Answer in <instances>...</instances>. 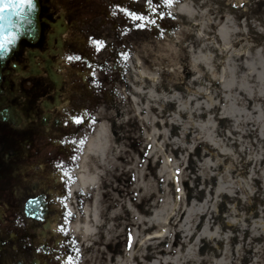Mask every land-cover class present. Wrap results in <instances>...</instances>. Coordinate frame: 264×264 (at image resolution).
Instances as JSON below:
<instances>
[{
  "label": "rangeland",
  "instance_id": "obj_1",
  "mask_svg": "<svg viewBox=\"0 0 264 264\" xmlns=\"http://www.w3.org/2000/svg\"><path fill=\"white\" fill-rule=\"evenodd\" d=\"M261 2L258 0L254 10L257 14ZM175 23V27L180 24ZM175 32L176 28L169 29L160 40L147 35L141 40L138 32L132 33L130 57L138 59L141 70L159 78V91L170 88L167 97L179 94L183 99L185 80L192 75L186 48L192 33H185L184 41L177 44ZM214 86L223 105V91L217 83ZM241 96L249 111L259 99L248 98L243 92ZM124 105L128 112L101 121L107 127L101 149L105 140L109 147L101 151L100 158L92 159L97 185L94 193L81 198V206H88L96 224V239L85 249L83 264H117L127 260L129 251L136 253L132 264H153L158 258L174 256L176 249L185 254L190 246L199 260L189 259L186 264H252L256 249L264 252V135L260 128L249 122V130L241 133L231 117L220 114V106L202 108L198 119L207 121L213 115L216 139L231 149L230 153L221 152L199 138V129L185 131L183 124L174 122L176 114L184 122L189 118L186 111H176L180 109L178 101L171 115L165 106L151 108L148 120L154 117L152 123L137 116L129 98L118 103L120 108ZM192 117L196 119L197 114ZM209 159L221 163L205 170L202 165ZM165 212L171 213L167 223ZM206 225L209 232L219 227L220 236L227 235V239L200 235ZM165 228L170 235L151 238Z\"/></svg>",
  "mask_w": 264,
  "mask_h": 264
},
{
  "label": "flooded vegetation",
  "instance_id": "obj_2",
  "mask_svg": "<svg viewBox=\"0 0 264 264\" xmlns=\"http://www.w3.org/2000/svg\"><path fill=\"white\" fill-rule=\"evenodd\" d=\"M175 0H173L172 5ZM40 34L23 40L0 66V264H62L67 249L51 228L63 223L64 174L70 180L67 225L72 231L79 200L73 193L76 170L90 137L103 119L119 111L128 88L130 36L160 40L175 29L170 7L161 0L155 27L135 30L117 6L140 11L143 0H40ZM113 12H116L113 15ZM103 41L96 52L93 42ZM123 52L127 60L118 59ZM66 56L77 57L68 62ZM93 67H89V66ZM96 71L100 87L90 73ZM117 108V109H116ZM66 113L82 124H64ZM75 147H72V143ZM57 165H63L61 171ZM39 200L43 221L32 215L30 201ZM75 255V254H73Z\"/></svg>",
  "mask_w": 264,
  "mask_h": 264
},
{
  "label": "clouds",
  "instance_id": "obj_3",
  "mask_svg": "<svg viewBox=\"0 0 264 264\" xmlns=\"http://www.w3.org/2000/svg\"><path fill=\"white\" fill-rule=\"evenodd\" d=\"M204 2L205 0H201L202 4ZM211 8V4L203 8L193 6L191 0H184V2L178 3L174 8V12L186 15L192 24L199 25V29L194 31L190 27L181 26L174 35L176 43L179 44L184 41L185 33L194 34L196 40L199 41V47L193 48L190 43L186 45L191 55L192 68L196 73L192 79L193 81H203V78L207 73L212 80L220 82L223 87L222 98L225 100V103L220 105V99L217 98V91H210L211 84L207 81H204L202 87H190L187 99H181L179 94H174L171 97H164V99L178 101L180 110L188 113L189 118L187 122L181 121L179 115L176 114L174 116L175 123L183 124L185 131H187L189 127L199 129L200 139L209 141L211 144L218 147L221 152L230 153L231 149L223 147L222 141L215 137L216 124L213 120V115H209L207 121H201L198 119L199 113L202 108L210 110L216 106H220L223 109L220 114L222 116L231 117L235 121L237 131L241 133L248 131L249 129L246 125L249 122H252L253 126L260 128V134L264 135V55L261 54L260 50L253 54L249 50L252 46L247 42L242 44L238 49L234 48L233 42L241 39V37L236 34L241 31H246V29L237 27L232 22L231 17H228L224 24H219V22L214 21L213 16L209 14ZM214 22L218 24L216 35L219 36L222 43L217 42L215 35L210 36L211 29L209 28V25ZM213 49L218 50L222 56H226V59L217 60ZM173 51L178 52L179 50L174 48ZM241 56L245 57L242 61L239 59ZM200 65H203L205 71L200 70ZM218 65L221 66L219 72H217ZM241 68L245 70L241 71ZM136 80L139 82V87H137L135 82H130L131 88L136 93H140L143 91L145 85L140 80V77H136ZM241 92L245 93L248 98H259L251 111L248 110L247 100L241 96ZM147 95L152 99H160V97H157L155 92L151 89H149ZM129 97L133 100L138 99L132 94V92L122 93V99L125 101ZM193 102H195L194 105ZM142 108L147 109L148 105L145 104ZM140 110L141 108H137V113ZM192 113L197 114L196 119H193ZM149 116L150 113L146 112L144 119H149ZM154 119V117L150 119L149 123H152ZM105 128L106 125L101 124V137L104 135ZM153 132L155 133V129H153ZM230 135L231 132H229V136ZM165 137H167V130H165ZM99 139V137L94 138L90 143L95 146ZM108 147L109 144L107 140H105L101 151L106 150ZM111 147L116 148L117 153L120 151L115 145H112ZM91 150L92 149H90V151ZM255 158L260 159L259 156ZM112 159L114 161V157ZM219 163H221L220 160L213 162V160L209 159L204 162L202 168L208 170L214 168L216 164ZM87 164L88 154L85 153L80 167V172L83 173L85 177H87L89 171ZM79 178L80 177L78 176V179ZM199 210L201 209H197V211ZM170 214V212L164 213V223H167V215ZM96 223H99V220H97ZM109 227H111V225H109ZM72 230L81 236L82 243L85 247L92 245L93 241L96 239L94 235L96 232V224L89 221L87 209L84 213L83 223H81L79 217H77V223L73 226ZM219 233V227H217L215 231L209 232L208 226L206 225L205 231L200 235H206L209 238L216 237L217 239H227V235L220 236ZM165 234H169L168 229L166 228L159 233L161 236ZM197 240H199V237H197ZM175 252L176 254L174 256L170 255L158 258L153 264H161V261L162 264H186V261L189 259L199 260V257L195 254L194 246H190L188 252L185 254H181L179 249H176ZM134 255H136V253L129 251L127 253V260H118L117 264H132V257ZM218 264H224V262H218ZM252 264H264V252H262L259 247L256 249Z\"/></svg>",
  "mask_w": 264,
  "mask_h": 264
},
{
  "label": "bare ground",
  "instance_id": "obj_4",
  "mask_svg": "<svg viewBox=\"0 0 264 264\" xmlns=\"http://www.w3.org/2000/svg\"><path fill=\"white\" fill-rule=\"evenodd\" d=\"M184 0H179L175 2L171 7V12L173 16L177 19L179 23L183 27H190L194 31L199 29V25H194L192 22L187 18L186 15L183 14H177L174 12V8L178 5V3H182ZM193 6H199L200 8L207 7L209 4L212 5V8L210 9L209 14L213 16L214 21H218L219 24H224L228 17L232 18V22L241 29H246V31H241L240 33H237L241 39L233 42L234 48H240L242 44L247 42L252 47L249 49L253 54H255L258 50L261 51V54L264 55V0L261 2V13L257 14L254 12L255 8L258 5V0H205V2L202 4L201 0H191ZM198 18V17H197ZM217 23H213L209 25V28L211 29L210 36L215 35L217 42L222 43L220 41V38L217 33L218 26L216 27ZM214 31V32H213ZM191 44L193 48L199 47V41L196 40L194 34L190 37V39L187 41V44ZM188 49V47L186 46ZM213 52L216 56L217 60H224L226 59V56H222L218 50L213 49ZM241 61L245 59V57L241 56L239 58ZM132 65V66H130ZM192 67V65H191ZM200 70L205 71L203 65H200ZM221 66H217V72L220 71ZM245 69L241 68V71H244ZM192 75L185 80V93L183 94V99H187L189 89L195 88V87H202L204 85V81H207L211 84L210 91L214 90L215 84L217 83L219 85L220 92L223 91L222 84L218 81L212 80L211 77L206 73L203 81H193V76L196 75L193 68H191ZM136 77H140V80L145 85L144 89L140 93H136L131 88L130 82H135L137 84V87H139V82L136 80ZM159 78L155 74H151L149 72L143 71L139 68V62L136 57H131L129 60V66H128V88L127 92H132L134 96H136L138 99L133 100L131 97H129L130 105L135 108V112L137 116L146 122H149L148 119H144L146 112L148 113L151 108H158L160 106L167 107V113L169 115L175 112V102L176 100L171 99H164V97H167L165 94L170 93L169 90L172 91V89L168 88L165 90L159 91ZM214 87V88H213ZM151 89L155 92L157 97H160V99H152L150 98L147 93ZM170 94L168 97H171ZM147 104L148 108L143 109L142 106ZM137 108H141V110L137 113ZM177 112H180L179 108H176ZM128 112V106L124 105L122 108H119V111L116 113V111H113L112 114H117V116H121L122 114ZM154 133V132H153ZM155 134V133H154ZM107 135V127L104 129V135L101 137V123L98 125L96 132L92 137H90L87 148L85 153L88 154V175L87 177L84 176L83 173L80 172V167L83 162V155L80 164L78 166V169L76 170L75 176H76V183L73 188V193L76 195L77 199L80 200L81 197H85L89 194L94 193V190L97 185V178L98 173L95 168V164L92 162V159L96 160L97 158H100L101 154V147L102 142ZM100 138L97 144L94 146L92 143H90L91 140L94 138ZM90 149H92L90 151ZM78 176L80 177L78 179ZM72 210L74 211V221L72 223V229L73 226L77 223V217H79V220L81 223H83L84 220V213L87 209L88 211V218L91 223H93V219L91 218L90 212L88 210V206L85 205L83 210L81 212H77L75 210L74 204L71 205ZM73 231V230H72ZM76 238L78 239V242L81 246V256L85 255V249L88 247H85L82 243L81 236L74 232ZM161 235H152L151 238H160ZM149 239V237H147ZM146 239V240H147Z\"/></svg>",
  "mask_w": 264,
  "mask_h": 264
},
{
  "label": "snow or ice",
  "instance_id": "obj_5",
  "mask_svg": "<svg viewBox=\"0 0 264 264\" xmlns=\"http://www.w3.org/2000/svg\"><path fill=\"white\" fill-rule=\"evenodd\" d=\"M173 0H165L166 6H171ZM161 0H143V8L140 11H134L129 8H124L117 6V11L123 13L126 19L130 22L131 28L135 30H148L149 27L154 28L156 23L159 22ZM35 9V0H0V59H3L4 53H9L18 39V34L21 28L31 29L33 20L30 14ZM116 12H113L115 15ZM95 45L96 52L99 53L101 48L104 46L103 41L93 42ZM117 58L128 59V56L123 52L116 53ZM64 59L71 62L73 59L80 60L79 56L72 57L66 56ZM93 67V66H89ZM92 76V84L94 87H100L101 83L96 80V71L90 73ZM72 113H66V118L64 120L65 126L69 122L72 124H82L84 122V117L80 116L77 119H73ZM72 147H75L73 142ZM57 167L63 171V165H57ZM65 186V190L62 196L58 198L60 205L63 208L62 220L63 223L55 224V228H51L54 234H58L61 239L59 241V247L61 249H67V254L64 257H58L62 264H79L76 258L79 255V249L76 247V243L69 234V228L67 225L71 222V213L67 209V200L70 199V180L67 174H64L62 180ZM33 208L30 210L32 215L37 219L43 221L44 210L41 208L39 200L30 201ZM129 247H131V237H129ZM75 254V255H73Z\"/></svg>",
  "mask_w": 264,
  "mask_h": 264
},
{
  "label": "water",
  "instance_id": "obj_6",
  "mask_svg": "<svg viewBox=\"0 0 264 264\" xmlns=\"http://www.w3.org/2000/svg\"><path fill=\"white\" fill-rule=\"evenodd\" d=\"M31 19L33 20V24L31 26V29L28 30L26 28H21L20 33L18 34V39L13 45L11 51L9 53H4L3 59H0V65H4L6 60H8L19 48L20 42L23 39H28V40H35L39 36L40 32V1L35 0V9L34 11L30 14Z\"/></svg>",
  "mask_w": 264,
  "mask_h": 264
}]
</instances>
